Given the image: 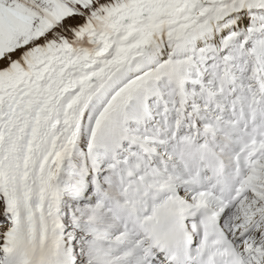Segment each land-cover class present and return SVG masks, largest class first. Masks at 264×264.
I'll return each instance as SVG.
<instances>
[{"label": "snow or ice", "instance_id": "6c2138e0", "mask_svg": "<svg viewBox=\"0 0 264 264\" xmlns=\"http://www.w3.org/2000/svg\"><path fill=\"white\" fill-rule=\"evenodd\" d=\"M0 264H264V0H0Z\"/></svg>", "mask_w": 264, "mask_h": 264}]
</instances>
